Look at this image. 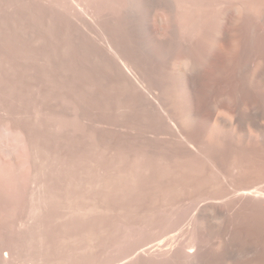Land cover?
Masks as SVG:
<instances>
[{"label":"bare ground","instance_id":"obj_1","mask_svg":"<svg viewBox=\"0 0 264 264\" xmlns=\"http://www.w3.org/2000/svg\"><path fill=\"white\" fill-rule=\"evenodd\" d=\"M0 264H264V0H0Z\"/></svg>","mask_w":264,"mask_h":264}]
</instances>
